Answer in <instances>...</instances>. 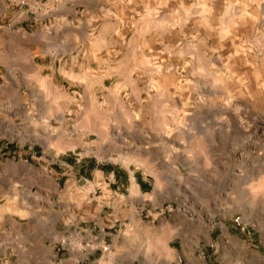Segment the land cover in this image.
<instances>
[{
	"label": "rangeland",
	"instance_id": "374dc122",
	"mask_svg": "<svg viewBox=\"0 0 264 264\" xmlns=\"http://www.w3.org/2000/svg\"><path fill=\"white\" fill-rule=\"evenodd\" d=\"M26 2L0 11V264H264V0Z\"/></svg>",
	"mask_w": 264,
	"mask_h": 264
},
{
	"label": "crops",
	"instance_id": "0c3cea01",
	"mask_svg": "<svg viewBox=\"0 0 264 264\" xmlns=\"http://www.w3.org/2000/svg\"><path fill=\"white\" fill-rule=\"evenodd\" d=\"M3 0H0V11L3 8V4H2ZM5 9V8H4ZM25 41H27L25 43V45L22 46L18 44L14 49H16L14 52H11V54H7L8 57H11L12 62L11 64H15V65H19L20 64V59H24L26 58L27 61H33L34 55L39 53V52H43L42 47L37 44L34 39H30V38H24ZM25 50V52L23 53L21 50ZM101 172H103L102 170H100Z\"/></svg>",
	"mask_w": 264,
	"mask_h": 264
},
{
	"label": "built area",
	"instance_id": "2783aa9c",
	"mask_svg": "<svg viewBox=\"0 0 264 264\" xmlns=\"http://www.w3.org/2000/svg\"><path fill=\"white\" fill-rule=\"evenodd\" d=\"M19 3H20V5H25V4H27L26 0H19Z\"/></svg>",
	"mask_w": 264,
	"mask_h": 264
}]
</instances>
